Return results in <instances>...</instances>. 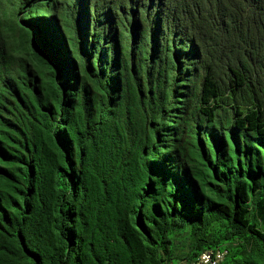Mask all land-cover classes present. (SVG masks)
<instances>
[{
  "label": "trees",
  "instance_id": "obj_1",
  "mask_svg": "<svg viewBox=\"0 0 264 264\" xmlns=\"http://www.w3.org/2000/svg\"><path fill=\"white\" fill-rule=\"evenodd\" d=\"M209 249L264 264V0H0V264Z\"/></svg>",
  "mask_w": 264,
  "mask_h": 264
},
{
  "label": "built area",
  "instance_id": "obj_2",
  "mask_svg": "<svg viewBox=\"0 0 264 264\" xmlns=\"http://www.w3.org/2000/svg\"><path fill=\"white\" fill-rule=\"evenodd\" d=\"M225 251L221 249H211L202 252L194 261L183 264H218L224 258Z\"/></svg>",
  "mask_w": 264,
  "mask_h": 264
},
{
  "label": "clouds",
  "instance_id": "obj_3",
  "mask_svg": "<svg viewBox=\"0 0 264 264\" xmlns=\"http://www.w3.org/2000/svg\"><path fill=\"white\" fill-rule=\"evenodd\" d=\"M209 250H211V249H209ZM221 250H222V249H221ZM203 252H204V251H203ZM224 256H225V255H224ZM223 259H224V258H223ZM223 259H222V260H223ZM187 262H188V261H187ZM220 262H221V261H220ZM183 263H185V262H183ZM183 263H181V264H183ZM218 264H219V263H218Z\"/></svg>",
  "mask_w": 264,
  "mask_h": 264
},
{
  "label": "rangeland",
  "instance_id": "obj_4",
  "mask_svg": "<svg viewBox=\"0 0 264 264\" xmlns=\"http://www.w3.org/2000/svg\"><path fill=\"white\" fill-rule=\"evenodd\" d=\"M219 63H221V62H219ZM222 64V63H221Z\"/></svg>",
  "mask_w": 264,
  "mask_h": 264
}]
</instances>
